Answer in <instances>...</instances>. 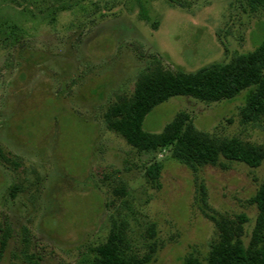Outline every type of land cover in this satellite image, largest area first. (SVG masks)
I'll list each match as a JSON object with an SVG mask.
<instances>
[{"label":"rangeland","instance_id":"rangeland-1","mask_svg":"<svg viewBox=\"0 0 264 264\" xmlns=\"http://www.w3.org/2000/svg\"><path fill=\"white\" fill-rule=\"evenodd\" d=\"M1 1L0 148L21 168L0 163V230L12 235L0 264H91L113 222H127L144 253L156 242L149 264L205 255L222 217L246 215L249 242L258 214L251 200L264 166H208L195 175L166 152L158 156L164 169L156 189L146 179L150 161L106 128L103 113L116 95L133 91L153 58L167 69L194 72L253 51L264 16L246 11L242 0H153L148 23L137 0H14L26 5L20 23ZM15 23L24 31L18 42L6 41ZM245 97L212 104L174 98L147 117L145 129L161 133L186 113L200 131L262 145L264 120L243 124ZM14 184L26 191L11 197ZM151 224L157 237L150 243Z\"/></svg>","mask_w":264,"mask_h":264},{"label":"trees","instance_id":"trees-1","mask_svg":"<svg viewBox=\"0 0 264 264\" xmlns=\"http://www.w3.org/2000/svg\"><path fill=\"white\" fill-rule=\"evenodd\" d=\"M137 1L141 20L150 22L147 5L153 0ZM166 1L172 4L179 0ZM2 2L6 9L14 11L21 23L22 17L27 14L26 5L16 4L14 0ZM242 3L249 13L264 16V0H242ZM23 31L21 24L8 25L6 41L11 39L18 42L17 37ZM244 92L246 97L240 113L243 124L257 125L264 120V34L253 51L235 54L228 62H215L194 72L167 69L161 61L153 58L139 73L132 92L116 95L107 103L103 121L108 130L150 161V166L146 168V179L156 189L161 188L160 177L164 169V161L158 160V156L166 152L170 160L195 175L208 166L228 169L234 163L258 169L264 166V144H254L237 136L224 137L200 131L186 113H179L161 133L145 129L147 117L171 99L183 98L212 104L235 99ZM0 160L7 169L21 168V164L1 148ZM25 191L21 184H14L9 193L15 197L17 193ZM199 191L200 209L206 214L207 194L202 184ZM122 193L126 194V186ZM251 203L256 206L258 214L248 243L244 240L245 225L249 222L246 215L238 216L236 221L213 218L218 237L210 243L205 255L189 253L184 257L183 264H264V180ZM129 232L127 222L120 225L113 222L106 240L93 250L94 260L91 264L151 263L157 253L156 242L147 244L148 252L144 253L133 243ZM148 236L150 243L157 237L155 224L149 226ZM11 238L9 229L0 230L1 251ZM25 244L28 247L32 241L25 238Z\"/></svg>","mask_w":264,"mask_h":264}]
</instances>
